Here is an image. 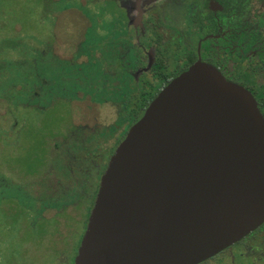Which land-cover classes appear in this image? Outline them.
Masks as SVG:
<instances>
[{
	"label": "flooded vegetation",
	"instance_id": "1",
	"mask_svg": "<svg viewBox=\"0 0 264 264\" xmlns=\"http://www.w3.org/2000/svg\"><path fill=\"white\" fill-rule=\"evenodd\" d=\"M110 1L117 9V25L91 46L76 45L78 52L58 57L71 65L57 75L58 81L37 69H23L27 81L34 79L25 105L40 109L64 98L78 102L89 118L95 116L92 108L107 107L114 122L111 133L95 117L92 125L75 122L83 131L56 136L48 168L31 173L30 182L17 184L3 177L8 206L17 203L16 212L6 213L11 219L6 225L19 222L30 230L35 222L48 223L36 237V247L43 246L52 256L42 264H75L109 157L152 98L194 62L210 64L226 80L247 89L264 119V0ZM48 57L41 50L37 63L53 62ZM70 87H77L73 97L67 95ZM111 135L117 136L114 142ZM49 208L55 210L47 212ZM190 264H264V219Z\"/></svg>",
	"mask_w": 264,
	"mask_h": 264
},
{
	"label": "water",
	"instance_id": "2",
	"mask_svg": "<svg viewBox=\"0 0 264 264\" xmlns=\"http://www.w3.org/2000/svg\"><path fill=\"white\" fill-rule=\"evenodd\" d=\"M264 219V119L196 61L127 129L100 175L75 264H190Z\"/></svg>",
	"mask_w": 264,
	"mask_h": 264
},
{
	"label": "rangeland",
	"instance_id": "3",
	"mask_svg": "<svg viewBox=\"0 0 264 264\" xmlns=\"http://www.w3.org/2000/svg\"><path fill=\"white\" fill-rule=\"evenodd\" d=\"M117 19L110 0H0V264H42L52 258L43 246L36 247V237L45 233L47 222H35L30 230L19 222L6 225L11 221L6 213L16 212L17 203L8 206L4 178L17 184L30 182L31 173L47 169L56 136L66 137L74 129L78 134L83 131L75 122L105 124L109 133L114 124L110 122L113 113L103 106L92 108L95 116L89 118L78 102L64 98L53 99L40 109L25 105L34 77L28 82L23 69H37L50 81H58L57 75L70 65L58 57L78 52L76 45L81 49V44L86 47L98 42L117 25ZM41 50L53 62L38 64ZM63 86L65 83L60 88ZM73 89L77 87H70L68 96L73 97ZM116 137L111 135L113 142Z\"/></svg>",
	"mask_w": 264,
	"mask_h": 264
}]
</instances>
